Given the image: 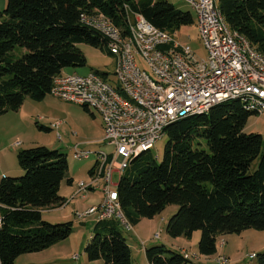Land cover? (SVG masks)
<instances>
[{
	"label": "trees",
	"instance_id": "obj_1",
	"mask_svg": "<svg viewBox=\"0 0 264 264\" xmlns=\"http://www.w3.org/2000/svg\"><path fill=\"white\" fill-rule=\"evenodd\" d=\"M218 6L229 26L264 54V0H219ZM98 12L122 27L127 12L131 18L139 14L171 34L195 23L190 12L167 0H8L0 13V116L18 112L28 98L45 100L65 68L86 66L79 45L97 48L105 41L82 16ZM16 48L25 50L18 59ZM252 115L239 101H228L168 126L162 162L145 152L118 184L121 210L132 227L177 205L168 234L192 238L201 231L204 257L218 253L222 236L264 231V139L244 131ZM18 161L24 176L0 182V264H15L21 255L47 250L72 234V223L51 224L42 215L67 204L60 194L69 171L67 156L39 146L19 152ZM121 228L116 219L98 221L85 249L88 259L133 264ZM146 258L149 264L189 263L164 245L146 249ZM256 258L264 264V252Z\"/></svg>",
	"mask_w": 264,
	"mask_h": 264
},
{
	"label": "built area",
	"instance_id": "obj_2",
	"mask_svg": "<svg viewBox=\"0 0 264 264\" xmlns=\"http://www.w3.org/2000/svg\"><path fill=\"white\" fill-rule=\"evenodd\" d=\"M187 1L197 14L200 39L207 51V57L200 60L190 46L181 45L173 34L142 15L131 18L127 12L124 27L100 12L82 16L83 23L102 35L104 46L116 58L118 85L95 73L83 77L62 72L53 79L50 96L98 112L104 139L112 148L111 153H96L90 181L77 185L75 196L81 194L82 200L92 192L101 194L97 204L76 214L79 219H116L124 229H133L121 210L117 189H112L113 175L125 173L137 157L151 151L171 124L207 114L228 101H239L246 112L264 115V54L229 26L217 0ZM94 153L76 147L74 157L83 160ZM2 220L0 214V226ZM218 262L228 261L219 257Z\"/></svg>",
	"mask_w": 264,
	"mask_h": 264
},
{
	"label": "rangeland",
	"instance_id": "obj_3",
	"mask_svg": "<svg viewBox=\"0 0 264 264\" xmlns=\"http://www.w3.org/2000/svg\"><path fill=\"white\" fill-rule=\"evenodd\" d=\"M177 9L190 12L195 23L185 26L173 33L174 38L183 46H190L197 60L207 57L197 25V14L187 0H167ZM197 1V0H196ZM219 2V0H217ZM8 6V0H0V13ZM80 50L87 58V64L81 68H65L64 75L88 76L92 73L99 74L105 82L118 85L115 75L117 68L116 58L109 54L106 46L92 47L80 44ZM24 49L16 48L13 52L15 59L24 54ZM45 127L49 131L41 129ZM247 134H259L264 139V115H252L245 127ZM20 141L21 145L15 144ZM167 143L165 135L151 150V154L160 163L164 157V149ZM104 139V123L98 112L89 111L85 107L62 101L48 95L41 102L30 98L26 99L18 112H9L0 116V150L4 149L1 158L0 182L2 174L9 178H20L25 171L20 167L18 154L22 150L45 146L51 150H58L65 154L69 163L67 179H73L76 187L79 182L90 181V171L97 165L98 152L111 153ZM95 152L87 159H75V148ZM6 161V162H5ZM260 158L255 160L250 168V173L257 170ZM124 174V173H123ZM123 174L114 173L112 189H117ZM67 179L63 182L60 194L67 196V205L62 208L43 211V219L51 224L72 223L71 236L54 245L53 247L38 253L23 254L18 257L15 264H104L103 260L90 261L85 249L88 246L97 224L96 216L79 219L76 213L83 214L89 208L100 201V192L88 194L86 200L82 195H74L76 189L69 186ZM178 206L171 205L153 219L143 218L138 224H133L130 231L121 228L122 233L131 246L134 264H149L146 258V249L164 245L168 249L190 257L188 264H203L205 261L211 264L218 262L219 257L227 259L225 264H258V259H251L250 255L264 252V231L250 229L241 234L225 235L219 238V255L214 257L201 256L199 242L202 232L197 231L192 238H173L167 232L169 220L177 213ZM183 255V254H182Z\"/></svg>",
	"mask_w": 264,
	"mask_h": 264
},
{
	"label": "crops",
	"instance_id": "obj_4",
	"mask_svg": "<svg viewBox=\"0 0 264 264\" xmlns=\"http://www.w3.org/2000/svg\"><path fill=\"white\" fill-rule=\"evenodd\" d=\"M8 114H9V113H8ZM4 151H5L4 149H1V150H0V162H1V158L3 159V156H2V155H3ZM5 162H6V161H5ZM1 166H2V165H1V163H0V171H3V168H2ZM3 177H6V176H5V173L2 174V178H3ZM74 182H75V181L73 180L72 185H69V186H72V187H73V186H74ZM62 184H63V183H62ZM61 187H62V185H61ZM73 188L77 190V186H76V187H73ZM75 193H76V191L74 192V195H75ZM92 193H93V192H92ZM63 197L66 199L67 196L63 195ZM66 205H67V204H66ZM66 205H65V206H66ZM65 206H64V207H65ZM76 214H77V213H76ZM130 247H131V246H130ZM218 252H219V247H218ZM185 253H186L185 250H183V251H182V254L184 255ZM219 255H222V254L217 253L215 256H218V257H219ZM215 256H211L210 258H207V259H211V258L214 257V262H217V258H218V257L216 258ZM222 256H224V255H222ZM224 257H226V256H224ZM227 259H228V258H227ZM189 260H190V259H189ZM228 260H229V259H228ZM133 262H134V260H133ZM133 264H134V263H133ZM203 264H211V262H207V261H205V263H203Z\"/></svg>",
	"mask_w": 264,
	"mask_h": 264
}]
</instances>
